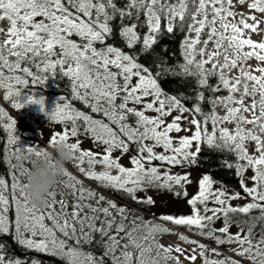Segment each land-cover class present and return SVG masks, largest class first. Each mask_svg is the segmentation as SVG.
Listing matches in <instances>:
<instances>
[{"label":"snow or ice","instance_id":"obj_1","mask_svg":"<svg viewBox=\"0 0 264 264\" xmlns=\"http://www.w3.org/2000/svg\"><path fill=\"white\" fill-rule=\"evenodd\" d=\"M237 4H246L249 13L238 12ZM252 13L264 14V0H123V6L116 0H0V21L9 22L7 38L0 42L2 99L17 110L36 104L53 122L70 124L53 133L50 144L75 138L68 145L80 174L153 206L152 196L136 193L151 188L188 197L187 169L198 166L206 146L234 157L221 166L235 170L242 190L229 191L205 173L187 199L190 214L157 218L152 213L145 220L139 210L118 205L67 170L66 179L48 192L47 203L33 206L21 179L33 161L24 153L41 156L44 150L19 147L17 121L0 107V120L8 119L2 128L12 156L22 161L12 163L0 152V163L10 165L0 175V237L11 236L27 252L62 264H196L198 259L201 264H264V40L251 38L259 27ZM141 28L147 31L141 34ZM177 29L184 34L182 62L168 65L158 54L148 65L140 61L164 32ZM117 30L132 51L107 43ZM253 59L255 66L248 63ZM57 73L69 81L71 97L59 96L48 112L45 97H36L32 89ZM168 75L194 81L188 85L194 95L166 92L160 80ZM181 132L186 134L172 135ZM84 139L96 150L82 149ZM125 155L130 166L120 162ZM240 199L248 202L231 203ZM158 221L184 227L192 236ZM165 235L178 242H163ZM225 245L232 255L220 250ZM4 248L0 244V264H29L27 257H8ZM30 264L40 261L33 257Z\"/></svg>","mask_w":264,"mask_h":264},{"label":"trees","instance_id":"obj_2","mask_svg":"<svg viewBox=\"0 0 264 264\" xmlns=\"http://www.w3.org/2000/svg\"><path fill=\"white\" fill-rule=\"evenodd\" d=\"M116 2L119 6H123V0H116ZM141 21H143V17H141ZM114 23L118 24L119 18H117V20ZM124 23L128 24V23H131V21H128L126 19ZM146 31H147L146 28L140 29L141 34H143V32H146ZM183 35L184 34L179 29L174 31L172 34H168L164 32L159 37L158 43L154 45L153 49L149 53H146L140 57V61L148 65L152 61L153 55L158 54L160 57H163L167 60L168 65H175L177 63L182 62L180 44L183 39ZM107 43L114 44L115 46L121 47L126 52L132 51V50L127 49V47L125 46L124 42L122 41V39L120 38L118 34V30L116 31V33L113 35L112 38L107 40ZM165 48L167 49V51H164ZM139 50H140V45L138 44L136 46L135 51L139 52ZM37 75L44 76L45 74L44 73L39 74V72H37ZM48 75H49V79L43 85L33 86V89H32L33 93H35L37 97H40V96L45 97V100L49 102L50 104H55L58 97L61 95H64L70 98L71 92H70L69 81L66 78H62L58 73L55 76H52L51 74H48ZM160 83H161L162 88L168 93L176 94L179 92H185L190 96L194 95L190 91V88L188 86V85L194 86V81L189 80L188 82L185 83V82H182L179 77H173L171 75H168V76L161 78ZM210 83L215 84L216 83L215 79H212ZM24 91H29V89H25ZM205 95L207 96L209 95V93L206 91ZM59 102L61 104L64 103V101L62 100ZM192 102L193 101L191 100L187 101L189 106L191 105ZM74 106L82 107L80 105H77L75 102H74ZM203 107L205 110H208L209 105L205 103ZM18 112H19V116H22L24 118V121L23 120L22 121L28 127H30L31 130L35 132L36 128H35L34 123L32 122V118L34 117V114L27 110L26 111L20 110ZM7 140H8L7 133L0 128V152L2 153L4 151V146L5 145L9 146V144L7 143ZM51 145L52 144L50 145L47 144V148L52 149L50 147ZM11 147L13 148V146ZM19 147H21V145ZM45 151H49V150L45 149ZM34 158H35L34 153L27 154L28 160L32 161V159ZM225 158L229 160L234 159L233 156H231L230 154L226 152L225 153L215 152V151L208 149L206 146H203L202 152L199 158L198 166H193L191 168L201 172L202 175L205 173H210L214 180L222 181L225 185H227L229 191H232V190L242 191L239 187V180L235 176V170L227 169L221 166V161ZM15 162L16 160L12 159V163H15ZM18 163H20V161H18ZM29 167H31V165H29ZM8 168H10V165L6 163H0V175H4ZM81 181L85 184V186H90L93 189L97 187L99 190L112 195L113 197L117 199L116 203L120 206L126 205L129 209L143 211L144 205L138 204L132 201L126 194L122 192H115L110 189H104L102 187H98L96 181L90 180L87 178ZM215 186L220 187V184L217 183ZM254 214H257V213H254ZM256 231L258 233L259 228H257ZM198 238H201V237H198ZM204 240L206 241L205 244H208L213 247L216 246L213 243V241L206 240V239ZM0 244H4L5 246L4 251L6 252L8 257H11V258H15L17 256L21 258L27 257L29 264L33 257L37 258L40 261V264H62L61 261L57 260L53 256L42 254V253H37V252H27L24 248L19 246L13 240L11 236L0 237ZM95 251L99 253L100 249L96 248Z\"/></svg>","mask_w":264,"mask_h":264},{"label":"rangeland","instance_id":"obj_3","mask_svg":"<svg viewBox=\"0 0 264 264\" xmlns=\"http://www.w3.org/2000/svg\"><path fill=\"white\" fill-rule=\"evenodd\" d=\"M236 10L239 11H244L246 14L249 13V10L247 9V5L245 4L243 7H241L240 5H236ZM255 14L257 17V20L259 21V27H258V31L256 33H252L251 34V38L256 41V42H260L262 40H264V14H260V13H252ZM249 23H252V21H248ZM9 27V22L7 21V19L0 21V29H3V32H0V42H3V40H5L7 38L6 36V31L7 28ZM249 64L255 66L258 62L253 60H250L248 62ZM42 74V73H39ZM28 91H24V93H26ZM23 94V93H22ZM35 95V93H33ZM3 96V90H0V107L4 108V110L13 118L17 121L16 124V128H17V135L19 137V146L21 145L22 148L25 147H29V146H35L36 149L41 150L43 149L45 151V149H48L49 151H52V149L47 148V144L50 145V137L53 135V133H60L62 128H64L65 126H67L68 128L71 127L70 124L68 125H63L61 123H55L53 122L49 117L45 116L40 110H39V106L36 104H29L26 105L24 108L20 109L21 111H29L31 113L34 114V117L32 118V122L35 125V132L33 130L30 129V127H28L23 121L24 118L22 116H19V112L20 110L14 109L11 104L7 101H4L2 99ZM36 96V95H35ZM37 97V96H36ZM63 104V103H62ZM45 106H46V110L48 112H50L52 110V108L55 106V104H50L49 102H47L45 100ZM149 115H153V113H148ZM221 114H223L221 112ZM173 115H176V113H173ZM185 115H188L187 113H185ZM21 117V119H20ZM171 118H169L170 120ZM23 120V121H22ZM8 123V119L7 117H5L3 120H0V128L4 131V129L2 128L3 124ZM229 127H231L229 125ZM186 133L181 132L179 134L177 133H172L173 136H177V135H185ZM75 142V138H71L67 141V143H73ZM80 147L82 149H92V150H96L94 148L93 143L88 140V139H84L83 142L81 143ZM134 150V149H133ZM14 149L9 145H5L4 146V151L3 154L6 155L7 157L11 158V159H15L13 158L12 154H13ZM157 151H160V149H157ZM28 153H24V156L27 157ZM54 154V153H53ZM132 153L130 152L129 155H131ZM114 155L119 156L120 153L119 152H115ZM129 155H125L123 157V159H121V163L125 166H130L129 164ZM16 160V159H15ZM19 160H16L15 164H19L18 163ZM22 161H20L21 163ZM155 163H159V162H155ZM75 161H71L70 163H67L65 165V167L67 168V170L69 172H71L72 174L76 175L78 179L80 180H84L86 179V177H84L82 174H80L77 170L76 167H74ZM84 167H87V165L85 164ZM99 170V168H97V171ZM188 171L191 172V177L190 179L192 180V183L186 186L187 192H188V197H183L181 196L180 198H177L176 196H174L171 192L168 191H161L158 189H148L147 193L145 192H137L136 195L138 197H144L146 194L150 195L153 197V199L155 200V204L153 206H147L144 205L143 207V211L139 210L140 213L143 214V216L145 217V219H149L152 218L151 214L155 213L156 217L158 218L160 215L162 214H171V215H175V216H179L182 214H190L191 212V208L190 206L187 204V199L191 198L192 195H194L197 191H198V180L199 178L202 176L201 172L194 170L192 168L187 169ZM174 172H181L182 170L180 168H174L173 169ZM252 175L251 170L248 171L247 173V177H250ZM26 177H22V182H26L25 181ZM60 179H66L63 176L59 177L58 180ZM249 183V186H251V182L247 181ZM217 187V186H215ZM97 192L99 193H103L106 197H110L112 199L115 200V202H117V199L115 197H113L110 194H107L101 190H99L97 187L94 188ZM57 199H59V196L57 197ZM246 200L240 199V200H234L231 203L233 205H243L245 204ZM71 203V201L69 202ZM209 206H213L211 204H209ZM159 223L162 224H166L168 227L170 228H174L180 232H185V234L192 236L191 232H187L186 228H182L181 226H175L172 225L170 222H165V221H158ZM217 228L220 227V223L217 222V224L215 225ZM231 232L235 233L237 231V228L235 226H233L231 229ZM171 237L170 235H165L163 237V240L165 238ZM176 238L175 236L167 239H173ZM192 238L201 240V242L206 243V241L203 238H198L197 236H194ZM173 242H178L176 240H170ZM167 243V242H166ZM186 247H192V246H186ZM216 247V246H215ZM229 248L228 245L225 246H221L220 250L222 252H227V249ZM228 255H232V253L227 252ZM237 259H239L237 257ZM185 264H187V262H185ZM196 264H201V261L198 259L196 261Z\"/></svg>","mask_w":264,"mask_h":264},{"label":"clouds","instance_id":"obj_4","mask_svg":"<svg viewBox=\"0 0 264 264\" xmlns=\"http://www.w3.org/2000/svg\"><path fill=\"white\" fill-rule=\"evenodd\" d=\"M50 147L52 151H44L41 156L35 155L32 159L33 165L25 178L30 203L36 207H42L47 203L48 192L67 171L65 165L72 161V152L67 142L57 140Z\"/></svg>","mask_w":264,"mask_h":264},{"label":"bare ground","instance_id":"obj_5","mask_svg":"<svg viewBox=\"0 0 264 264\" xmlns=\"http://www.w3.org/2000/svg\"><path fill=\"white\" fill-rule=\"evenodd\" d=\"M171 237H173V236H171ZM171 237L165 238V239L163 240V242L166 243V242H168V241H170V240H176V238H173V239H170V240L167 241V239H169V238H171Z\"/></svg>","mask_w":264,"mask_h":264}]
</instances>
